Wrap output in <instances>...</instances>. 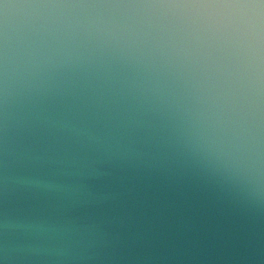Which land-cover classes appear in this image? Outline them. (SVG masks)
I'll return each instance as SVG.
<instances>
[{
	"label": "water",
	"instance_id": "1",
	"mask_svg": "<svg viewBox=\"0 0 264 264\" xmlns=\"http://www.w3.org/2000/svg\"><path fill=\"white\" fill-rule=\"evenodd\" d=\"M0 264H264V0H0Z\"/></svg>",
	"mask_w": 264,
	"mask_h": 264
}]
</instances>
